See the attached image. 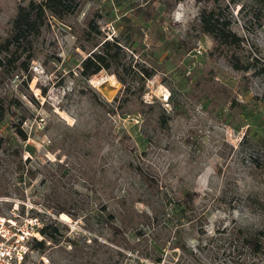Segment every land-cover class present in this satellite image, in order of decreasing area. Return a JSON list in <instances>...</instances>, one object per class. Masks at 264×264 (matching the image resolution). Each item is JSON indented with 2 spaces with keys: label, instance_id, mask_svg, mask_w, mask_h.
Returning a JSON list of instances; mask_svg holds the SVG:
<instances>
[{
  "label": "rangeland",
  "instance_id": "1",
  "mask_svg": "<svg viewBox=\"0 0 264 264\" xmlns=\"http://www.w3.org/2000/svg\"><path fill=\"white\" fill-rule=\"evenodd\" d=\"M29 1L0 0V45ZM70 1L26 69L0 68V215L58 230L25 264H241L227 229L264 228V0L230 7L247 72L208 56L204 0ZM105 40L114 61L82 75Z\"/></svg>",
  "mask_w": 264,
  "mask_h": 264
},
{
  "label": "trees",
  "instance_id": "2",
  "mask_svg": "<svg viewBox=\"0 0 264 264\" xmlns=\"http://www.w3.org/2000/svg\"><path fill=\"white\" fill-rule=\"evenodd\" d=\"M254 2L256 4L258 0H254ZM238 3L239 0H229L226 3L225 0H204V5L200 7L192 27L212 41V46L208 51V56L211 59L221 58L233 70L247 72L254 67V63L251 64L249 60L243 61L236 54L237 50L241 48L243 40L232 29L233 14L230 7ZM74 10L70 0H41L40 2L30 0L25 6H17L16 14L10 23L9 34L0 45V53H4L3 56H0L1 70L11 73L17 69H26L25 61L31 57L32 41L39 35L47 15L62 20L72 15ZM250 20L258 26L264 22V2L259 5L258 10L251 14ZM113 47L118 48L117 40L102 42L99 51L91 52L82 61V75H95L101 69L109 68L116 56L110 53ZM23 56L24 59L21 60ZM139 71L145 79L152 76V73L144 68ZM258 73L264 75V66L259 69ZM7 113V108L3 102H0V122ZM15 127L17 135L25 140L26 133L20 128V124ZM2 147L0 138V149ZM151 211V215L147 218H157L155 209L152 208ZM180 211L183 212V209L180 208ZM227 230H229L228 236L232 250L240 258L241 264H264V228L252 230L233 226ZM40 233L43 239L33 242L34 250L43 251L46 238L53 241L58 239V230L53 224H42Z\"/></svg>",
  "mask_w": 264,
  "mask_h": 264
},
{
  "label": "built area",
  "instance_id": "3",
  "mask_svg": "<svg viewBox=\"0 0 264 264\" xmlns=\"http://www.w3.org/2000/svg\"><path fill=\"white\" fill-rule=\"evenodd\" d=\"M195 53H201L200 48ZM108 79V74L104 73L96 83L101 84ZM24 213L14 208L10 215H0V264H25L34 251L33 242L43 239L37 214Z\"/></svg>",
  "mask_w": 264,
  "mask_h": 264
}]
</instances>
